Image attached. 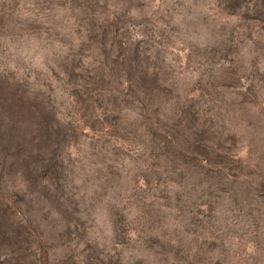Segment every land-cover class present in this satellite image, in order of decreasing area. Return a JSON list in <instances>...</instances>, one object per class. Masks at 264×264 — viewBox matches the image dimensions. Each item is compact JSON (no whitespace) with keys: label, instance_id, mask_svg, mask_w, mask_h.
Instances as JSON below:
<instances>
[{"label":"rangeland","instance_id":"rangeland-1","mask_svg":"<svg viewBox=\"0 0 264 264\" xmlns=\"http://www.w3.org/2000/svg\"><path fill=\"white\" fill-rule=\"evenodd\" d=\"M3 98L0 264H264V0H0Z\"/></svg>","mask_w":264,"mask_h":264},{"label":"trees","instance_id":"trees-1","mask_svg":"<svg viewBox=\"0 0 264 264\" xmlns=\"http://www.w3.org/2000/svg\"><path fill=\"white\" fill-rule=\"evenodd\" d=\"M23 109V105L20 102L15 103L8 100V98L0 99V113L4 115H15V112L22 113Z\"/></svg>","mask_w":264,"mask_h":264}]
</instances>
